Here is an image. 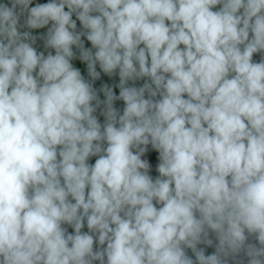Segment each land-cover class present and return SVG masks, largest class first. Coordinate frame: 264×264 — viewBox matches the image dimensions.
Masks as SVG:
<instances>
[{"label":"clouds","instance_id":"obj_1","mask_svg":"<svg viewBox=\"0 0 264 264\" xmlns=\"http://www.w3.org/2000/svg\"><path fill=\"white\" fill-rule=\"evenodd\" d=\"M0 264H264V0H0Z\"/></svg>","mask_w":264,"mask_h":264}]
</instances>
